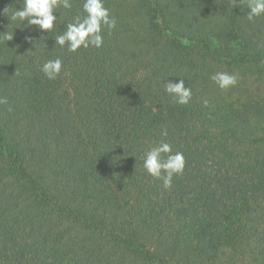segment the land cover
I'll list each match as a JSON object with an SVG mask.
<instances>
[{"label":"trees","instance_id":"obj_1","mask_svg":"<svg viewBox=\"0 0 264 264\" xmlns=\"http://www.w3.org/2000/svg\"><path fill=\"white\" fill-rule=\"evenodd\" d=\"M236 2L105 0L117 28L72 53L54 38L83 0L51 34L0 0V264H264L261 111L210 79L264 64V16ZM161 141L186 159L167 190L141 159Z\"/></svg>","mask_w":264,"mask_h":264},{"label":"clouds","instance_id":"obj_2","mask_svg":"<svg viewBox=\"0 0 264 264\" xmlns=\"http://www.w3.org/2000/svg\"><path fill=\"white\" fill-rule=\"evenodd\" d=\"M237 4L236 0H231ZM247 3V19L253 21L264 16V0H240V4ZM72 0H23L22 7L12 11L9 17L11 22H19L30 26H36L42 33L51 34L57 26L59 18L54 15L57 9L71 10ZM8 8L4 11L8 12ZM83 15H77L72 22L66 24L62 34L55 36V46L67 47V50L76 53L80 49L93 47L100 49L104 46L105 30L110 34L117 28V19L105 6V0H83ZM3 38L11 41L14 36L8 32L2 33ZM27 42L34 43L31 36L26 37ZM36 44V43H35ZM34 44V46H35ZM46 46V45H45ZM63 62L60 58L47 60L41 66V71L49 80H55L61 74ZM210 79L221 89L227 90L238 83V78L228 72H217ZM165 92L173 101L181 106L188 105L192 100V89L185 86V79L178 82L167 80L164 84ZM6 97H0V105H8ZM208 105V101H204ZM11 111V107L8 108ZM167 136V131L161 133ZM143 168L153 178L160 180L164 189L172 187L174 176L182 175L186 167V159L182 152L173 153L171 144L161 141L156 146L146 150L142 157Z\"/></svg>","mask_w":264,"mask_h":264},{"label":"rangeland","instance_id":"obj_3","mask_svg":"<svg viewBox=\"0 0 264 264\" xmlns=\"http://www.w3.org/2000/svg\"><path fill=\"white\" fill-rule=\"evenodd\" d=\"M223 70L236 75L238 78L237 85L227 89L224 96L232 95L239 98L245 105H257L261 111L258 117L263 120L261 123L264 124V64L260 63L253 68H248L242 64L232 71L230 68H223Z\"/></svg>","mask_w":264,"mask_h":264}]
</instances>
